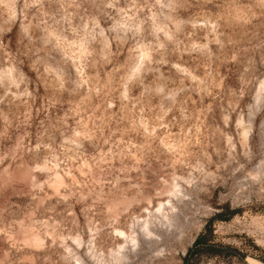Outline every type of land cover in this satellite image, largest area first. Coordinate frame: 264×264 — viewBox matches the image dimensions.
I'll return each instance as SVG.
<instances>
[{
	"label": "rangeland",
	"instance_id": "rangeland-1",
	"mask_svg": "<svg viewBox=\"0 0 264 264\" xmlns=\"http://www.w3.org/2000/svg\"><path fill=\"white\" fill-rule=\"evenodd\" d=\"M210 221L244 257L195 264H264V0H0V264H184Z\"/></svg>",
	"mask_w": 264,
	"mask_h": 264
},
{
	"label": "trees",
	"instance_id": "trees-1",
	"mask_svg": "<svg viewBox=\"0 0 264 264\" xmlns=\"http://www.w3.org/2000/svg\"><path fill=\"white\" fill-rule=\"evenodd\" d=\"M214 230L212 221H210L199 234L192 247L188 250L184 257V264H195L198 258L206 252H225L226 254H234L243 258V254L234 251L228 247H223L214 241Z\"/></svg>",
	"mask_w": 264,
	"mask_h": 264
},
{
	"label": "bare ground",
	"instance_id": "bare-ground-1",
	"mask_svg": "<svg viewBox=\"0 0 264 264\" xmlns=\"http://www.w3.org/2000/svg\"><path fill=\"white\" fill-rule=\"evenodd\" d=\"M162 211H163V209H162ZM169 218H170V217H169ZM167 219H168V217H167ZM168 221H169V220H168ZM165 222H166V221H165ZM145 223H146V221H145ZM147 224H149V223H147ZM142 228H143V227H142ZM144 228H145V224H144ZM144 228H143V229H144ZM151 229H152V228H151ZM146 230H147V228H146ZM125 232H126V231H125ZM125 232H124V233H125ZM155 232H156V231H155ZM155 232L153 233L154 236H155V234H157V233H155ZM124 233H122V234H124ZM133 233H134V232H133ZM144 233H145V231H144ZM149 233H150V230H149ZM149 233H147V235H149ZM126 234H127V233H126ZM126 234H125V235H126ZM134 234H135V233H134ZM151 235H152V234L150 233V236H151ZM135 236H137V235H135ZM121 237H122V236H121ZM124 237H125V236H124ZM130 237H131V236H130ZM133 238H135V237L133 236ZM136 238H137V237H136ZM123 239H125V238H123ZM35 240L38 241V242L40 241L38 238H36ZM127 240H128V239H127ZM132 240H133V239H132ZM156 240H158V239H156ZM123 241H124V240H123ZM128 241H129V240H128ZM135 241H137V240H135ZM138 241H139V240H138ZM130 242H131V241H130ZM130 242H129L128 244H130ZM122 244H123V243H122ZM131 244H133V243H131ZM124 245H125V243H124ZM124 245H123V246H124ZM126 245H127V243H126ZM135 245H136V242H135ZM135 245L133 244V246H135ZM123 246H122V248H123ZM125 249H126V248H125ZM122 250H123V249H122ZM122 257H123V253H122ZM125 257H126V256H125ZM119 259H121V258H119ZM121 262H122V261H121Z\"/></svg>",
	"mask_w": 264,
	"mask_h": 264
}]
</instances>
